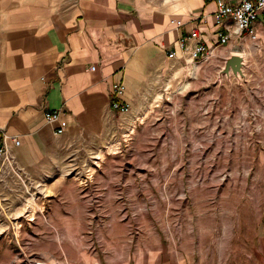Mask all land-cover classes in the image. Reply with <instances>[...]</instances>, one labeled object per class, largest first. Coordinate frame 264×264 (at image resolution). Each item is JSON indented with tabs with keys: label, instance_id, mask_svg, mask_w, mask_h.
<instances>
[{
	"label": "crops",
	"instance_id": "obj_1",
	"mask_svg": "<svg viewBox=\"0 0 264 264\" xmlns=\"http://www.w3.org/2000/svg\"><path fill=\"white\" fill-rule=\"evenodd\" d=\"M214 9L212 0H0V141L3 134L20 141L17 146L9 141L0 187L23 192L26 186L35 195L19 211L30 230H83L84 198L92 181L83 167L96 150L109 147L116 129L112 84L123 83L121 101L130 104L127 113L117 114L140 119L141 105L145 110L146 103L159 98L148 90L152 81L179 77L174 67L183 60L166 53L193 22L207 45L214 44ZM171 19L182 26L173 28ZM253 27L258 46L247 39L241 48L257 68L264 63V16ZM226 48L239 49L234 41ZM46 111H59L58 121L46 122ZM90 242L58 240L55 247L44 243L42 249L71 264L191 261L188 251L174 243V233L169 239L96 237Z\"/></svg>",
	"mask_w": 264,
	"mask_h": 264
},
{
	"label": "rangeland",
	"instance_id": "obj_2",
	"mask_svg": "<svg viewBox=\"0 0 264 264\" xmlns=\"http://www.w3.org/2000/svg\"><path fill=\"white\" fill-rule=\"evenodd\" d=\"M224 47L200 63L182 59L174 81H152L159 98L140 119L115 113L109 147L83 167L92 179L83 230H30L19 211L35 195L0 187V264H71L43 251L58 240L171 233L189 264H264V63ZM233 51L247 58L246 80L219 81Z\"/></svg>",
	"mask_w": 264,
	"mask_h": 264
},
{
	"label": "built area",
	"instance_id": "obj_3",
	"mask_svg": "<svg viewBox=\"0 0 264 264\" xmlns=\"http://www.w3.org/2000/svg\"><path fill=\"white\" fill-rule=\"evenodd\" d=\"M215 4L213 12L215 18L216 39L212 46L207 45L205 36L200 31V25L193 22L186 35L178 38L174 42V49L166 53L168 58L179 57L185 62L200 63L214 54L216 47L227 46L231 41L236 46H243L247 39L257 44V32L253 27V22L259 17L264 16V0H212ZM200 19V18H199ZM198 19V20H199ZM201 20V19H200ZM229 21L224 25L223 21ZM170 25L173 28L182 26L178 19H171ZM124 94V85L121 82L112 84L110 108L116 113H127L130 110V104L127 101H121ZM44 120L48 123L58 121L59 111H46L43 114ZM62 128L56 130L60 133ZM13 146L19 145L20 141L16 137L9 138L5 134L1 136L0 141V164L6 162L9 164V152L11 150L10 142ZM50 264V263H48Z\"/></svg>",
	"mask_w": 264,
	"mask_h": 264
},
{
	"label": "water",
	"instance_id": "obj_4",
	"mask_svg": "<svg viewBox=\"0 0 264 264\" xmlns=\"http://www.w3.org/2000/svg\"><path fill=\"white\" fill-rule=\"evenodd\" d=\"M247 63V58L244 54L239 52H229L223 58L222 65L218 71V80L221 81L222 76L229 80L232 76L237 82L245 79L244 68Z\"/></svg>",
	"mask_w": 264,
	"mask_h": 264
}]
</instances>
